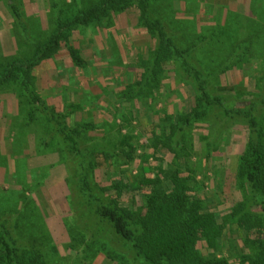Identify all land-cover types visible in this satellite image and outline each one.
Instances as JSON below:
<instances>
[{"label":"rangeland","instance_id":"1","mask_svg":"<svg viewBox=\"0 0 264 264\" xmlns=\"http://www.w3.org/2000/svg\"><path fill=\"white\" fill-rule=\"evenodd\" d=\"M79 1L85 9L101 0H18L23 14L20 25L10 13L9 2L0 0V73L11 61L25 62L35 57L37 45L48 41L60 20L81 10ZM182 1L175 5L176 9L171 6L172 0H149V16L160 20L181 48L191 45L199 35L206 36L203 47L193 56L202 59L212 72L208 77L209 90L222 97L226 107H245L250 95H260L264 88V0H244L245 11L243 5L230 7L238 0ZM256 1L260 5L259 16L252 21L260 24L259 29L243 20L251 19L250 10ZM162 3H168L166 10ZM239 15L243 17L240 25ZM138 16L137 8L131 7L101 22L70 29L69 42L81 50L86 65H75L63 46L53 58L34 67L31 89L41 102L65 114L70 126L80 125V147L119 151L122 161L115 164L113 160L106 172H100L103 185L112 187L119 183V163L130 177L138 173L141 159H148L152 170L162 173L159 175L163 178L169 179L179 169L180 178L190 179V199L222 218L243 197L239 173L240 157L248 144L247 120L231 119L222 108L214 106L202 118L185 125L181 116L190 112L195 99L178 72L183 67L176 59L163 64L157 76H149L158 43ZM242 26H247L249 33H256L240 34ZM260 31L259 42L254 36ZM211 34L213 37L209 38ZM242 40L249 44L250 55L239 52L240 57L231 61ZM216 68H221V72L214 73ZM125 93L127 96L123 97ZM37 108L38 103H31L21 80L15 78L0 85V205L18 202L19 206L24 194L38 206L37 212L34 206L30 209L28 200L21 208V212L32 214L37 232L42 233L45 222L41 217L45 218L49 220L46 227L51 237L67 243L63 222L67 216L66 190L60 186L67 177L60 160L62 145L57 134L53 138L54 129L48 119L39 111L32 113ZM259 112L264 113L262 109ZM87 124L90 128L83 129ZM151 133L164 134L176 150L153 147ZM171 179L165 180L167 189L173 187ZM134 186L126 183L121 195L114 186L104 197L112 198L115 193L121 205L128 206ZM97 194L102 196L101 191ZM245 238L237 224L230 223L224 229L222 254L231 264H239L245 254ZM201 249L207 254L202 246ZM100 264L116 263L103 260Z\"/></svg>","mask_w":264,"mask_h":264},{"label":"trees","instance_id":"2","mask_svg":"<svg viewBox=\"0 0 264 264\" xmlns=\"http://www.w3.org/2000/svg\"><path fill=\"white\" fill-rule=\"evenodd\" d=\"M7 2L12 17L20 24L23 14L18 0ZM148 3L149 0H101L83 9L80 2L81 10L64 21L60 20L48 41L37 45L35 57L25 62L11 61L0 73V85L15 78L21 80L22 88L29 94L31 103H38V108L32 113L41 112L53 126V138L57 134L61 142L60 160L67 177L60 186L66 190L64 213L67 216L63 222L68 235L67 243L55 240L46 227L49 220L42 217L45 226L42 233H38L32 214L26 210L21 212L24 201L28 204L29 200L30 209L34 206L36 212L38 206L22 194L21 205L18 206V202L14 205L10 202L5 206L0 205V264H100L103 260L116 264H231L222 254L221 242L224 229L230 223L241 227L246 236L247 250L240 257L239 264H264V143L261 136L264 113L259 112L260 109L264 111V88L260 95H250L245 107H226L222 97L209 90L208 77L212 73L209 67L198 56H193L203 47L206 36L199 35L191 45L179 47L162 22L150 18ZM257 4L256 1L255 7H251V19L245 20L239 15V25L243 19L247 21L246 24L251 22L253 29H259L260 24L254 25L252 21L259 16L260 5ZM131 7L137 8L140 23L157 39L158 47L149 76H157L163 64L173 63L176 59L183 67L178 72L192 89L195 99L190 112L181 116L185 125H190L193 119L202 118L207 109L214 106L222 108L231 119L241 117L247 120L248 144L240 157L239 173L243 197L228 208V213L222 218L202 203L196 205L190 199V179L180 178L179 169L172 172L170 183L173 187L167 189L165 180L169 181L170 178H163L155 168L152 170L148 159H141L138 173H132L130 177L124 171L123 164L119 163L122 176L119 183H115L119 185H103L100 172H106L113 160L115 164L122 161L119 151L80 147V139H77L82 135L80 125L70 126L65 114L41 102L39 95H35L31 89L30 79L34 67L53 58L63 46L75 65H86L81 50L69 42L70 29L101 22L113 13L124 12ZM229 15L234 14L229 12ZM239 32L247 34L249 30L247 26H242ZM253 32L256 33L253 30L250 33ZM261 35L262 31L254 37L260 42ZM212 37L213 34L209 38ZM258 41H255L256 46ZM237 47V53L231 57V61L240 57L239 52L242 56L250 55L247 52L249 44L244 40ZM216 69L214 73L221 72V68ZM124 95L126 97L127 93ZM89 124L83 129H89ZM150 137L153 147L167 148L171 152L176 150L164 134L151 133ZM46 144L49 146L51 142L46 141ZM125 181L127 185L130 182L135 184L132 201L128 206L121 205L115 193L112 198L111 195L104 197L114 186L117 194L121 195ZM100 191L101 197L97 194ZM61 251L69 253L64 255Z\"/></svg>","mask_w":264,"mask_h":264},{"label":"crops","instance_id":"3","mask_svg":"<svg viewBox=\"0 0 264 264\" xmlns=\"http://www.w3.org/2000/svg\"><path fill=\"white\" fill-rule=\"evenodd\" d=\"M237 1V0H236ZM235 1V2H236ZM234 2V3H235ZM239 2H242V3H239ZM243 2H244V0H238L236 3H235V6H230V7H232V8H234V9H236V8H238V6L239 5H243V10L245 11L246 10V4H243ZM180 3H183V1L182 0H172V4H171V6L172 5H176V6H179L180 5ZM234 3H233V5H234ZM246 3V2H245ZM149 4V7H150V3H148ZM183 5V4H182ZM162 8H163V10H166L167 8H168V3H162ZM176 6H175V8H176ZM184 6V5H183ZM155 8V7H154ZM153 8V9H154ZM161 8V9H162ZM158 9V8H157ZM172 9V8H171ZM177 9V8H176ZM138 11V10H137ZM53 74V73H52Z\"/></svg>","mask_w":264,"mask_h":264}]
</instances>
